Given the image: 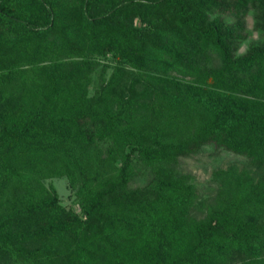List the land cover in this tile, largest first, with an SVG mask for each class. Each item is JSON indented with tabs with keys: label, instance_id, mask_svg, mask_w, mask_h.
<instances>
[{
	"label": "trees",
	"instance_id": "1",
	"mask_svg": "<svg viewBox=\"0 0 264 264\" xmlns=\"http://www.w3.org/2000/svg\"><path fill=\"white\" fill-rule=\"evenodd\" d=\"M0 264H264V0H0Z\"/></svg>",
	"mask_w": 264,
	"mask_h": 264
},
{
	"label": "rangeland",
	"instance_id": "2",
	"mask_svg": "<svg viewBox=\"0 0 264 264\" xmlns=\"http://www.w3.org/2000/svg\"><path fill=\"white\" fill-rule=\"evenodd\" d=\"M137 22V20H136ZM245 23L247 30L249 31V35L246 40L239 46V51L243 52L246 50L248 46H255L261 41V35L257 30H254L251 15H247L245 18ZM100 64H108L111 65L112 61L110 57L107 55L105 58L99 60ZM98 67L96 71L91 74L90 78V93H93L96 89V85L98 83L97 74L99 73ZM110 72V68L107 69L106 75ZM230 165H235L236 167H241L244 165V161L236 157L230 153H227L223 150H214L209 147H204L198 154L188 157L181 158L179 161V168L185 172L190 174L193 177V180L197 184H201V186H210L212 184L207 183L212 171L220 168L226 169ZM143 180V176L140 175L138 178V184ZM45 184H51L60 199L61 204L68 209L77 212V206L73 203L72 197L69 196L70 192L66 187V182L63 178H52L45 181ZM203 196L205 194L201 193Z\"/></svg>",
	"mask_w": 264,
	"mask_h": 264
}]
</instances>
